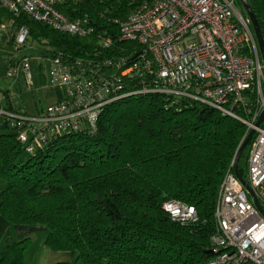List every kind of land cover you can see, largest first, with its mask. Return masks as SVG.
Here are the masks:
<instances>
[{"label":"trees","instance_id":"obj_1","mask_svg":"<svg viewBox=\"0 0 264 264\" xmlns=\"http://www.w3.org/2000/svg\"><path fill=\"white\" fill-rule=\"evenodd\" d=\"M141 1L72 0L62 10L115 30L112 18L125 19ZM248 1L264 42V0ZM10 19L14 32L29 31L22 50L40 57L85 56L95 48L92 39L0 8V22ZM3 40L13 47V36ZM114 45L116 55L132 48ZM6 109L17 113L10 104ZM2 119L0 216L9 232L15 225L45 226L46 246L70 251L76 264H204L211 257L218 189L245 130L237 119L183 96L138 93L104 106L94 132L55 137L34 154ZM170 198L194 206L198 220L172 221L162 209ZM30 242L23 237L6 244L0 264H24Z\"/></svg>","mask_w":264,"mask_h":264},{"label":"built area","instance_id":"obj_2","mask_svg":"<svg viewBox=\"0 0 264 264\" xmlns=\"http://www.w3.org/2000/svg\"><path fill=\"white\" fill-rule=\"evenodd\" d=\"M70 1L0 0V8L13 15L25 14L59 33L95 42L85 56L48 58V82L60 98L37 115L8 111L0 93V115L16 128L24 151L34 154L61 135L94 132L102 108L129 95L183 96L243 123L242 140L253 131L240 175L264 211V119L256 125L264 112V63L250 20L236 0H142L125 19L112 18L115 30L93 27L86 16H68L62 8ZM11 24L0 22V40L13 36L17 52L6 77L16 80L22 74L29 85V56L17 55L29 31L21 26L14 32ZM117 42L132 48L116 55ZM234 158L218 189L212 255L204 264H264V214L234 174ZM162 209L181 224L198 220L194 206L178 199H166Z\"/></svg>","mask_w":264,"mask_h":264},{"label":"rangeland","instance_id":"obj_3","mask_svg":"<svg viewBox=\"0 0 264 264\" xmlns=\"http://www.w3.org/2000/svg\"><path fill=\"white\" fill-rule=\"evenodd\" d=\"M238 7L240 12H242V14L246 16L245 11L240 2ZM8 21L12 23L10 27H16L14 25L13 19H10ZM33 46L36 47L37 44L33 43ZM34 51V49L31 50L24 48L23 50H21V54H17L19 57L21 55L26 54L32 55L28 58V65L31 76V84L28 85L22 74L16 80L6 77L8 60L9 58L15 56L17 52L15 49H13L12 46L8 45L5 40H0V93L5 91L8 95V97L2 101V105L8 106V104H10L12 106L13 111L31 117L37 115L38 112H40L42 109H45L49 104H51L55 100L54 88L51 87L50 83L48 82L49 59L45 57H40L39 54ZM2 122L3 119L0 115V125ZM248 148L249 143L243 149L237 164L238 169H242L244 173L247 166L246 158ZM2 185L3 182L0 186ZM30 237L32 240L25 253L24 264H40V261L42 259L40 253L42 247L43 234H41V232L36 231Z\"/></svg>","mask_w":264,"mask_h":264},{"label":"crops","instance_id":"obj_4","mask_svg":"<svg viewBox=\"0 0 264 264\" xmlns=\"http://www.w3.org/2000/svg\"><path fill=\"white\" fill-rule=\"evenodd\" d=\"M36 231L41 232V234H43L42 247L40 253L42 259L40 261V264H55L57 262H69L71 264H76L74 262V255L70 251L52 250L46 246L45 239L48 231L45 226L15 225L13 226L11 232H9L7 222L2 216H0V250L6 244H9L23 237H29L30 240H32L30 236Z\"/></svg>","mask_w":264,"mask_h":264},{"label":"water","instance_id":"obj_5","mask_svg":"<svg viewBox=\"0 0 264 264\" xmlns=\"http://www.w3.org/2000/svg\"><path fill=\"white\" fill-rule=\"evenodd\" d=\"M239 2L241 3L246 16L249 18L250 20V24H251V28L253 30V34L255 36L257 45H258V49H259V53L262 59V62L264 63V42H263V38L261 35V31H260V27L259 24L257 22L256 16L254 14V11L249 3L248 0H239ZM264 119V112L261 113L259 119L256 122V125L260 124V122ZM253 134V131L251 130L248 135L245 137V139L242 141V143L240 144L239 148L237 149L236 153H235V158H234V163H233V171L234 174L239 178V180L246 185V188L248 189L249 193L251 194L254 204L256 205V207L258 208V210L264 214V211L261 209L253 191L250 189V187L245 183V181L243 180L242 176L240 175L238 168H237V164H238V159L243 151V149L246 147V145L249 143L250 138Z\"/></svg>","mask_w":264,"mask_h":264}]
</instances>
